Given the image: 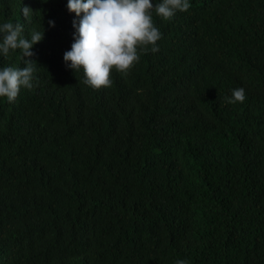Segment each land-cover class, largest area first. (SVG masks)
Returning a JSON list of instances; mask_svg holds the SVG:
<instances>
[{"label": "trees", "instance_id": "obj_1", "mask_svg": "<svg viewBox=\"0 0 264 264\" xmlns=\"http://www.w3.org/2000/svg\"><path fill=\"white\" fill-rule=\"evenodd\" d=\"M211 1L176 15L226 23L214 53L242 103L185 21L153 10L159 51L93 89L63 61L64 0H0V23L44 28L34 88L0 98V264H264V0Z\"/></svg>", "mask_w": 264, "mask_h": 264}, {"label": "clouds", "instance_id": "obj_2", "mask_svg": "<svg viewBox=\"0 0 264 264\" xmlns=\"http://www.w3.org/2000/svg\"><path fill=\"white\" fill-rule=\"evenodd\" d=\"M64 0V9L68 15L70 49L63 53V61L67 69L83 72V82L93 89L108 87L112 81L110 70L114 69L127 74L129 69L139 61L140 53H156L159 51L157 41L162 33L153 22V10L164 20L172 19L175 23L185 21L188 29L199 35L202 45L208 53L211 70L219 76L220 81L232 86L231 95L225 97L230 104L245 100V89L236 88L228 66H220V60L214 53L218 34L225 29L222 20L212 28L207 15L202 12H191L185 15L176 13L189 10L190 0ZM226 0H215L205 3L206 6H222ZM46 2V0H44ZM193 6V5H192ZM34 11L23 5L21 14L28 18ZM67 15V16H68ZM190 23V24H188ZM203 24V26H202ZM49 27L55 26V21L48 20ZM198 26L199 30L192 27ZM24 25L19 22L0 23V57L7 58L10 52L19 50L24 60L23 67H0V98L12 103L16 100L20 90H31L35 86V61L29 59L34 56L33 47L44 36L43 31L32 29L23 35ZM73 36V37H72ZM73 38V42H72ZM224 57L229 64L239 70L242 53L232 45L224 47ZM225 69V70H224ZM222 70H224L222 72ZM175 264H189L186 259H177Z\"/></svg>", "mask_w": 264, "mask_h": 264}]
</instances>
